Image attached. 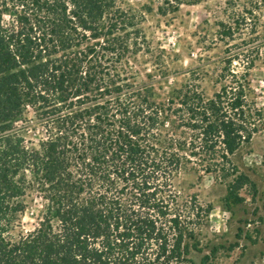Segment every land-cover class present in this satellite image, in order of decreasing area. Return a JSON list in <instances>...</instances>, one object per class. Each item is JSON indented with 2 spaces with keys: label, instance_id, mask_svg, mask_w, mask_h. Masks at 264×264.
Returning <instances> with one entry per match:
<instances>
[{
  "label": "trees",
  "instance_id": "16d2710c",
  "mask_svg": "<svg viewBox=\"0 0 264 264\" xmlns=\"http://www.w3.org/2000/svg\"><path fill=\"white\" fill-rule=\"evenodd\" d=\"M155 1L161 15L200 2ZM153 9L0 0V264H211L212 206L177 178L212 176L228 206L258 193L234 160L264 132L254 60L228 58L210 95L197 68L163 94L130 58Z\"/></svg>",
  "mask_w": 264,
  "mask_h": 264
},
{
  "label": "rangeland",
  "instance_id": "374dc122",
  "mask_svg": "<svg viewBox=\"0 0 264 264\" xmlns=\"http://www.w3.org/2000/svg\"><path fill=\"white\" fill-rule=\"evenodd\" d=\"M122 2L138 7L148 0ZM141 26L147 43L130 58H137L140 79L146 80V75L152 74L163 94L182 83L191 68H197L201 71L200 84L210 95L216 88L214 78L228 58L239 72H243L244 62L252 59L253 86L264 104V0H200L167 15L157 12L154 0V9L145 13ZM228 28L231 33H226ZM234 160L258 188L256 195L248 187L243 188L241 203L228 206L226 185L210 175L198 178L182 173L176 182L183 195L195 193L212 206L203 242L225 247L211 264H264V132L256 134ZM31 221L27 213L25 226L29 227ZM230 244L237 246L228 250ZM202 255L195 252L192 262L182 264H202Z\"/></svg>",
  "mask_w": 264,
  "mask_h": 264
}]
</instances>
